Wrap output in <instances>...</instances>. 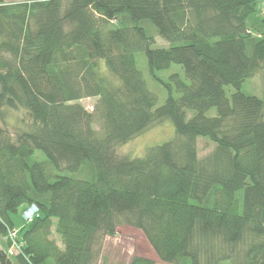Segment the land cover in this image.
Listing matches in <instances>:
<instances>
[{
  "label": "trees",
  "instance_id": "obj_1",
  "mask_svg": "<svg viewBox=\"0 0 264 264\" xmlns=\"http://www.w3.org/2000/svg\"><path fill=\"white\" fill-rule=\"evenodd\" d=\"M259 1L0 0V264H96L120 223L168 264H264V98L242 89L264 69ZM173 63L186 78L156 76ZM90 96L94 111L80 101ZM8 109L25 111L14 135ZM166 119L176 137L117 153ZM202 136L215 147L200 157Z\"/></svg>",
  "mask_w": 264,
  "mask_h": 264
},
{
  "label": "rangeland",
  "instance_id": "obj_2",
  "mask_svg": "<svg viewBox=\"0 0 264 264\" xmlns=\"http://www.w3.org/2000/svg\"><path fill=\"white\" fill-rule=\"evenodd\" d=\"M7 2H21L24 0H6ZM260 15L253 20V32L258 33L262 29L261 19L264 15V0L259 1ZM170 43L160 36H156V42L154 47H168ZM136 62L139 69L142 71L148 88L157 95L158 103L161 105L164 103L167 96V91L162 84H160L150 73L147 57L144 51L136 52ZM173 72H179L183 78L185 77L184 70L180 64L173 63L170 68L157 70L156 76L168 80L169 76ZM243 91L248 94H254L264 98V69L260 70L256 76L247 79L242 87ZM227 95L231 96L234 91L233 86L226 85ZM98 100L96 96L84 97L80 101L89 111H94L95 104ZM6 124L4 126L9 132L14 135L20 128L24 126L21 119L24 117L25 111L8 109L6 112ZM215 110L212 109L210 114H214ZM190 115V114H189ZM95 127L99 132L102 131L101 119L98 114L95 113ZM175 126L169 119L164 120L162 123H158L150 126L142 133L131 139L125 144L117 147V153L121 156L127 155L131 157L142 156L145 154L146 149L150 146L160 144L176 137ZM215 147V143L207 137L198 138V152L199 156L203 157L210 153ZM37 159H45L41 151H37L35 154ZM242 195V191L239 192ZM23 216V215H22ZM12 218L17 225L22 222L21 215L13 214ZM54 230V229H53ZM52 237L63 247L58 234L53 232ZM2 238L0 236V247L2 246ZM101 255L96 264H130V260L133 255H143L155 260L156 264H168L159 259L155 251L149 244L144 233L129 224L120 223L117 227V233L114 236L107 235L101 248ZM12 252H17V249H12ZM229 264V263H227Z\"/></svg>",
  "mask_w": 264,
  "mask_h": 264
},
{
  "label": "built area",
  "instance_id": "obj_3",
  "mask_svg": "<svg viewBox=\"0 0 264 264\" xmlns=\"http://www.w3.org/2000/svg\"><path fill=\"white\" fill-rule=\"evenodd\" d=\"M38 213V206L33 203L31 205H29L22 213L23 215V218L26 220V221H30L32 220V218ZM16 235V230L12 231L11 233V236L14 237ZM18 247L15 246V247H12L9 251L11 253L12 252V249H17Z\"/></svg>",
  "mask_w": 264,
  "mask_h": 264
}]
</instances>
